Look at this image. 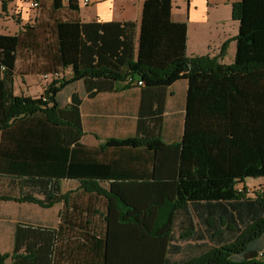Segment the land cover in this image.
<instances>
[{"label": "trees", "instance_id": "1", "mask_svg": "<svg viewBox=\"0 0 264 264\" xmlns=\"http://www.w3.org/2000/svg\"><path fill=\"white\" fill-rule=\"evenodd\" d=\"M172 1L144 0L140 23L77 17L0 35V200L63 202L56 227L17 223L0 264H264V188L254 196L236 188L264 177L261 0L233 3L242 23L231 64L220 61L229 41L216 56H188V24L172 19ZM74 2L69 8L78 11ZM24 50L33 70L71 69L48 84L46 100L15 94ZM130 77L142 81L137 134L83 144L82 99L74 93L62 105L59 93L79 81L93 96ZM181 79L189 82L185 133L166 144L165 91ZM196 113L215 115L219 129L206 132L209 144L192 138ZM149 157L157 181L140 188L129 180L148 174L131 165ZM64 178L80 186L63 193Z\"/></svg>", "mask_w": 264, "mask_h": 264}, {"label": "crops", "instance_id": "2", "mask_svg": "<svg viewBox=\"0 0 264 264\" xmlns=\"http://www.w3.org/2000/svg\"><path fill=\"white\" fill-rule=\"evenodd\" d=\"M30 1L0 0V35H17L25 25H36L40 22H49L52 25L57 20L76 19L77 17L82 22L133 20L140 23L144 4V0H92V4L89 5L74 2L78 6V11H75L69 8L68 0H61V7L57 10L54 8V0H38L40 2L38 10L30 7ZM236 1L239 0L172 1V19L188 24V56H216L219 54L222 44L229 41L227 52L220 61L225 64H231L235 61L238 50L237 36L241 31L242 23L233 18V3ZM261 4L262 7L259 10L263 14L264 0H261ZM51 13L54 14V17ZM260 46L262 48L260 56L264 58V35L260 39ZM23 54L25 56H19L16 61L15 94L31 97L40 96L55 78L52 74H45L38 68L33 70L34 67L31 65L33 54L26 50L23 51ZM70 74L71 69L67 68L61 71L60 75L69 78ZM45 75L49 76L45 77ZM188 89V80L181 79L165 91L161 138L166 144H179L183 141ZM74 93H77L82 99L81 118L84 134L81 142L86 146L96 148L109 138H125L137 134L142 93L141 87L135 83L117 81L114 90L98 92L90 96L85 85L78 81L63 88L58 99L62 105H66L71 101ZM196 100H200L199 94L196 95ZM217 129L219 127L216 125L215 115L208 116L207 120L200 113H196L192 117V131L195 134L192 135V138L195 143L209 144L211 135H206V132H215ZM141 152L148 155L145 151ZM131 166L148 174L142 178L129 180L136 186L143 188L146 184L150 186L157 181L150 176L154 168L150 157L144 161H136ZM101 184L106 188L110 185L109 181L101 182ZM240 184L260 187L259 185L264 184V177H247L237 183V189ZM61 186L62 192L66 193L77 189L80 182L64 178L61 181ZM263 188L262 186L261 188L256 187V190ZM141 193L147 196L145 191ZM154 193L153 189L149 192L152 196ZM55 206H58L59 217L63 209V202H58L52 207ZM59 221L60 217L58 223ZM52 226L56 227L57 225Z\"/></svg>", "mask_w": 264, "mask_h": 264}, {"label": "rangeland", "instance_id": "3", "mask_svg": "<svg viewBox=\"0 0 264 264\" xmlns=\"http://www.w3.org/2000/svg\"><path fill=\"white\" fill-rule=\"evenodd\" d=\"M259 186L260 187L256 185L246 186L245 184H240L238 185V190L247 187L249 195L254 196L256 187H264V184ZM58 214V206L45 208L36 203H20L12 200H0V251L2 253L12 252L17 223L20 222L40 226L57 225L59 220ZM10 261L11 258L8 259V263Z\"/></svg>", "mask_w": 264, "mask_h": 264}, {"label": "built area", "instance_id": "4", "mask_svg": "<svg viewBox=\"0 0 264 264\" xmlns=\"http://www.w3.org/2000/svg\"><path fill=\"white\" fill-rule=\"evenodd\" d=\"M69 1V0H68ZM78 2L83 3L84 5H89L92 4V0H78ZM30 7L33 9H39L40 8V2L38 0H31L30 1ZM49 75H45V77H48ZM55 79L60 77V74H53L52 75ZM127 82L129 83H135L136 85L140 86L142 85V81L133 77H130ZM43 100H46V96H44V94L41 95Z\"/></svg>", "mask_w": 264, "mask_h": 264}]
</instances>
